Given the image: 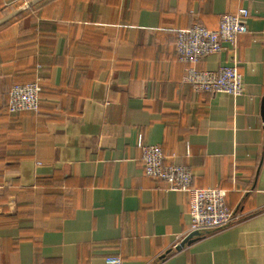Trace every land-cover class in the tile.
<instances>
[{"label":"crops","instance_id":"0c3cea01","mask_svg":"<svg viewBox=\"0 0 264 264\" xmlns=\"http://www.w3.org/2000/svg\"><path fill=\"white\" fill-rule=\"evenodd\" d=\"M240 8L237 47L195 67L236 64L244 93L196 92L178 30ZM28 82L39 111L10 113ZM263 96L264 0H0V264H264ZM140 138L225 189L233 224L176 246L189 196L146 175Z\"/></svg>","mask_w":264,"mask_h":264},{"label":"built area","instance_id":"2783aa9c","mask_svg":"<svg viewBox=\"0 0 264 264\" xmlns=\"http://www.w3.org/2000/svg\"><path fill=\"white\" fill-rule=\"evenodd\" d=\"M249 17L250 11L240 8L235 13L224 14L217 29L194 23L187 29L178 30L176 51L179 59L189 64L184 82L189 83L196 92L241 96L244 93V79L236 64L221 66L217 70L198 69L195 64L209 55L227 50L226 44L236 48L239 37L248 32ZM41 91L39 82L15 84L9 92L8 111L38 112ZM139 146L147 176L163 182L168 190L188 193L191 216L189 233L219 231L233 224L237 216L227 204L225 189L218 186L195 187L194 174L188 166L173 162L157 144L144 143L140 138ZM105 261L106 264H121L122 258L111 255Z\"/></svg>","mask_w":264,"mask_h":264},{"label":"water","instance_id":"95a60500","mask_svg":"<svg viewBox=\"0 0 264 264\" xmlns=\"http://www.w3.org/2000/svg\"><path fill=\"white\" fill-rule=\"evenodd\" d=\"M261 115H262V119L264 121V96L262 98V104H261ZM201 233L200 232H193V233H190L186 238H184L182 241H181V246H184L185 244H188V243H191V241L193 240V238L197 235H200Z\"/></svg>","mask_w":264,"mask_h":264},{"label":"trees","instance_id":"16d2710c","mask_svg":"<svg viewBox=\"0 0 264 264\" xmlns=\"http://www.w3.org/2000/svg\"><path fill=\"white\" fill-rule=\"evenodd\" d=\"M10 3H13V4H17V5H20L22 4L25 0H6Z\"/></svg>","mask_w":264,"mask_h":264}]
</instances>
